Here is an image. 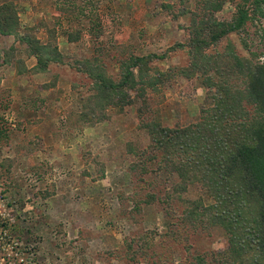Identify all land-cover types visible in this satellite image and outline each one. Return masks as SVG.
Wrapping results in <instances>:
<instances>
[{"label": "rangeland", "instance_id": "1", "mask_svg": "<svg viewBox=\"0 0 264 264\" xmlns=\"http://www.w3.org/2000/svg\"><path fill=\"white\" fill-rule=\"evenodd\" d=\"M250 1L227 0L213 16L229 20L239 3ZM2 4L13 6L18 23L14 33H0V219L6 221L0 264H198L195 257L206 260L222 248L219 228L179 222L181 204L146 201L148 194L163 195L175 178L155 162L146 173L133 168L138 153L146 149L147 156L151 147L138 116L141 100L131 92L122 109L96 110L92 79L82 70L83 62L100 64L116 79L119 57L164 53L148 63L164 79L159 92H147L145 114L169 127L196 121L209 90L201 77L178 71L188 64L184 43L195 0ZM257 16L247 19L243 34L230 32L205 51L228 42L240 55L263 51L264 17ZM32 37L58 51L43 70L29 54ZM91 112L98 119L84 115ZM182 196H200L198 185Z\"/></svg>", "mask_w": 264, "mask_h": 264}, {"label": "trees", "instance_id": "2", "mask_svg": "<svg viewBox=\"0 0 264 264\" xmlns=\"http://www.w3.org/2000/svg\"><path fill=\"white\" fill-rule=\"evenodd\" d=\"M226 1L195 0L190 13L189 37L184 43L188 64L178 71L188 79L201 77L209 90V98L194 122L169 127L145 114L147 92H159L164 79L162 74H151L149 70L156 69L148 63L162 59L164 53L119 57L116 79L107 76L100 64L93 69L83 62L82 70L92 79L89 99L96 103V110L122 109L132 102V97L141 100L138 116L151 147L147 156H143L146 149L138 153L137 166L133 168L146 173L147 163L155 162L157 170L175 178L163 195L148 194L146 201L153 198L168 208L171 202L181 204V224L222 231L225 245L209 252L206 260L195 257L196 262L264 264V61L253 60L264 56V49L240 55L228 42L220 51H205L230 32L243 34L247 19L264 17V10L251 0L249 4L239 3L231 19H216L213 14ZM17 23L13 6L0 5V33H14ZM67 36L74 40L70 33ZM261 36L264 38V34ZM240 42L246 48L243 37ZM175 45L181 46L178 42ZM27 46L36 60L34 68L40 70L58 56L50 43L39 44L34 37ZM93 113L84 115L98 119ZM192 184L198 185L200 196L183 197ZM5 229L6 221L0 219V233Z\"/></svg>", "mask_w": 264, "mask_h": 264}, {"label": "flooded vegetation", "instance_id": "3", "mask_svg": "<svg viewBox=\"0 0 264 264\" xmlns=\"http://www.w3.org/2000/svg\"><path fill=\"white\" fill-rule=\"evenodd\" d=\"M255 2H257V5L259 4H264L263 0H254ZM250 8V7H249ZM251 9V8H250ZM249 11V10H248Z\"/></svg>", "mask_w": 264, "mask_h": 264}]
</instances>
